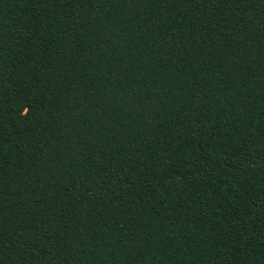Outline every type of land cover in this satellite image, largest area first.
Listing matches in <instances>:
<instances>
[{
    "label": "trees",
    "instance_id": "16d2710c",
    "mask_svg": "<svg viewBox=\"0 0 264 264\" xmlns=\"http://www.w3.org/2000/svg\"><path fill=\"white\" fill-rule=\"evenodd\" d=\"M0 264H264V0H0Z\"/></svg>",
    "mask_w": 264,
    "mask_h": 264
}]
</instances>
